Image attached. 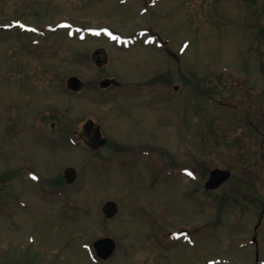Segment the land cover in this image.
Listing matches in <instances>:
<instances>
[{"label": "rangeland", "instance_id": "rangeland-1", "mask_svg": "<svg viewBox=\"0 0 264 264\" xmlns=\"http://www.w3.org/2000/svg\"><path fill=\"white\" fill-rule=\"evenodd\" d=\"M87 118L108 145L86 147ZM262 133L264 0H0V264L264 258ZM216 167L231 177L207 191ZM104 236L116 249L100 263Z\"/></svg>", "mask_w": 264, "mask_h": 264}, {"label": "water", "instance_id": "water-1", "mask_svg": "<svg viewBox=\"0 0 264 264\" xmlns=\"http://www.w3.org/2000/svg\"><path fill=\"white\" fill-rule=\"evenodd\" d=\"M95 53L97 54V51ZM111 83V79L104 78L100 81L99 85L101 87H108ZM81 85V79L75 75L69 76L66 80L67 88L73 91L80 89ZM82 128V134L93 146L98 147L106 142V139L104 137H101L99 125H95L92 119H87ZM230 174L231 172L228 169H211L209 171L208 178L204 182V188L207 190L216 189L230 177ZM63 176L67 183H71L76 177V172L73 167L69 166L64 169ZM102 211L106 218L113 217L117 212V205L113 200H108L103 204ZM182 233H186V231L172 233L171 235L178 236ZM115 246V240L109 236L96 239L93 242V248L96 254L102 259L109 258L113 253Z\"/></svg>", "mask_w": 264, "mask_h": 264}, {"label": "flooded vegetation", "instance_id": "flooded-vegetation-1", "mask_svg": "<svg viewBox=\"0 0 264 264\" xmlns=\"http://www.w3.org/2000/svg\"><path fill=\"white\" fill-rule=\"evenodd\" d=\"M106 57V52L104 51V50H102V49H100V54H99V57H98V59L94 56V60H98L99 62H100V60L101 59H104ZM105 62L106 61H102L101 63H100V65H98V66H102L103 64H105ZM119 83L116 81L115 83L113 82V84L112 85H110V86H113V85H118ZM83 124V123H82ZM101 134H102V132H101ZM102 136L103 137H105L106 138V142L104 143V145H101V146H98V147H96V146H93L89 141H88V139L87 138H85L82 134H81V132H80V137L82 138V140H83V142L85 143V145H86V147L87 148H89V149H92L93 151L94 150H97V149H99V148H101V147H103V146H105L106 144L108 145L110 142H111V140L109 139V138H107L106 136H104L103 134H102ZM261 143H262V148H264V133H262L261 135ZM114 143V147H118V148H123L124 147V145H122V144H117L116 142H113ZM243 200H245V208H246V206H247V203H248V200H247V197L245 198L244 197V199ZM256 202H258V200L256 201ZM235 203V202H234ZM248 205H252V204H248ZM262 207L264 208V202L262 203ZM260 217H263V215H261V213H260ZM257 231H255V233H256ZM249 235V234H248ZM247 235V236H248ZM256 238H257V234H255V235H250V237L248 238H246L245 240H244V247L245 248H247V247H249V246H254L256 243H257V240H256ZM94 256V260L97 262H99L100 261V263H103V262H105L106 260H101V259H99L98 257H96V255L94 254L93 255ZM38 257V256H37ZM37 257H33V258H30V260H28V261H25V262H22L21 264H38V261H37ZM6 259H8V260H12L10 257H9V255H8V253H7V255H6V257H5ZM17 259V258H16ZM8 260H6V261H8ZM18 260V259H17ZM16 260V261H17ZM21 261V260H20ZM34 261H36V262H34ZM264 261V259L263 258H261V257H256V259L253 261V263L252 262H249V263H244V264H262V262Z\"/></svg>", "mask_w": 264, "mask_h": 264}, {"label": "trees", "instance_id": "trees-1", "mask_svg": "<svg viewBox=\"0 0 264 264\" xmlns=\"http://www.w3.org/2000/svg\"><path fill=\"white\" fill-rule=\"evenodd\" d=\"M196 88L198 87V85L195 86Z\"/></svg>", "mask_w": 264, "mask_h": 264}]
</instances>
